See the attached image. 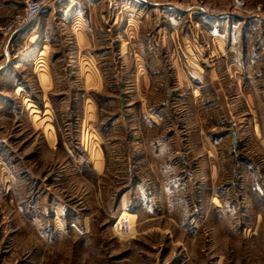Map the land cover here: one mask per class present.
Masks as SVG:
<instances>
[{
  "label": "rangeland",
  "instance_id": "obj_1",
  "mask_svg": "<svg viewBox=\"0 0 264 264\" xmlns=\"http://www.w3.org/2000/svg\"><path fill=\"white\" fill-rule=\"evenodd\" d=\"M130 1L0 0V264H264V0Z\"/></svg>",
  "mask_w": 264,
  "mask_h": 264
},
{
  "label": "built area",
  "instance_id": "obj_2",
  "mask_svg": "<svg viewBox=\"0 0 264 264\" xmlns=\"http://www.w3.org/2000/svg\"><path fill=\"white\" fill-rule=\"evenodd\" d=\"M52 0H24L22 8L15 12L11 18L7 21V23L2 27V35L9 38L13 32L18 31L19 29L26 26L37 14H39L43 9L50 5ZM111 5H115L120 0H107ZM143 2L149 7L150 11L153 13H165L168 11H175L176 14L182 12L191 13H202L208 16L216 15L220 16L225 13L223 11L218 10V8L214 6H210L209 4H190L186 2H155L154 0H143ZM252 9L248 8L245 0H231L230 1V13L236 16L241 17H250L253 15ZM223 13V14H222ZM7 42V41H6ZM3 54L6 56V52L4 50ZM120 218L114 222L113 227L115 229H119L120 231L127 230L129 226L128 218H122V221L119 222Z\"/></svg>",
  "mask_w": 264,
  "mask_h": 264
},
{
  "label": "crops",
  "instance_id": "obj_3",
  "mask_svg": "<svg viewBox=\"0 0 264 264\" xmlns=\"http://www.w3.org/2000/svg\"><path fill=\"white\" fill-rule=\"evenodd\" d=\"M77 1H80V2H83V3H86L87 2V6H88V4H93V5H96V0H52L51 1V3H50V5L49 6H47L45 9H48L47 11H49L50 9H51V7L55 4V3H61L62 4V9H63V12L64 13H66V12H70L72 9H73V3L74 2H77ZM88 1H92V2H88ZM127 1H129V2H131L130 0H127ZM122 5V7H123V10H125V9H127L128 7H130V5L128 4V5H124V4H121ZM45 9H43V11L45 10ZM102 10V9H101ZM106 11H108V9H106ZM39 15H40V13H39ZM39 15H38V17H39ZM176 18L177 19H180V17H177L176 16ZM176 18L174 17V16H168L167 14H163V15H161V14H155V15H153V18H152V20H153V25H154V27H156V32L158 33V39H160V41L162 42V44H164L165 43V39H167L166 38V35L163 33V31H162V29H166V28H169V24H170V22L171 21H175L176 20ZM38 18H36L35 20H34V22L37 20ZM33 22V23H34ZM180 22V21H179ZM34 25H35V23H34ZM36 26V25H35ZM162 31V32H161ZM173 32L176 34V33H178V31H172L171 33H170V35H171V37H172V35H173ZM3 64H0V67L2 66ZM18 88H19V86H17Z\"/></svg>",
  "mask_w": 264,
  "mask_h": 264
},
{
  "label": "water",
  "instance_id": "obj_4",
  "mask_svg": "<svg viewBox=\"0 0 264 264\" xmlns=\"http://www.w3.org/2000/svg\"><path fill=\"white\" fill-rule=\"evenodd\" d=\"M231 133H232V145H233V148H235L237 136H236V132L233 126H231Z\"/></svg>",
  "mask_w": 264,
  "mask_h": 264
},
{
  "label": "bare ground",
  "instance_id": "obj_5",
  "mask_svg": "<svg viewBox=\"0 0 264 264\" xmlns=\"http://www.w3.org/2000/svg\"><path fill=\"white\" fill-rule=\"evenodd\" d=\"M150 117H151V118H155L154 115H152V114L150 115ZM122 218H126V217H122ZM122 218L119 219V222L122 221ZM128 228H129V226L127 227V230H128Z\"/></svg>",
  "mask_w": 264,
  "mask_h": 264
},
{
  "label": "trees",
  "instance_id": "obj_6",
  "mask_svg": "<svg viewBox=\"0 0 264 264\" xmlns=\"http://www.w3.org/2000/svg\"><path fill=\"white\" fill-rule=\"evenodd\" d=\"M38 15H39V14H37V16H35V18H33V19L29 22V24H30V23H33L34 20H35L36 18H38ZM27 25H28V24H27Z\"/></svg>",
  "mask_w": 264,
  "mask_h": 264
}]
</instances>
